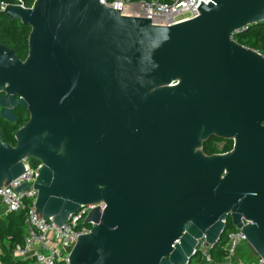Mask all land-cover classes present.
Listing matches in <instances>:
<instances>
[{
  "label": "water",
  "instance_id": "1",
  "mask_svg": "<svg viewBox=\"0 0 264 264\" xmlns=\"http://www.w3.org/2000/svg\"><path fill=\"white\" fill-rule=\"evenodd\" d=\"M198 9L173 26L100 0L1 11L31 32L25 60L0 44V117L30 113L15 145L0 131V191L34 159L37 222L94 207L70 264H189L229 218L264 258V56L233 39L264 0ZM213 137L233 151L207 155Z\"/></svg>",
  "mask_w": 264,
  "mask_h": 264
},
{
  "label": "built area",
  "instance_id": "2",
  "mask_svg": "<svg viewBox=\"0 0 264 264\" xmlns=\"http://www.w3.org/2000/svg\"><path fill=\"white\" fill-rule=\"evenodd\" d=\"M21 2V0H18ZM103 5L120 11L124 16L145 18L157 26H173L199 16V7L202 3L209 5L212 0H100ZM12 4L0 3V11H5ZM25 7L23 4H17ZM25 175L13 181L4 190L0 191V214L5 217L11 213L25 212V236L23 244H18L11 249V254L16 260H26L30 264H70V253L67 248H73L78 241V236L89 234L92 223H83L89 212L94 207L82 208L69 221L59 228L54 222L42 220L37 222L36 201L38 190H34V182L38 175L40 165L31 167ZM23 184L29 190L17 191ZM3 215V216H2ZM243 223L246 221L243 219ZM227 226V221H225ZM10 240V239H9ZM246 245L251 250L246 235L240 229L229 231L227 234L226 250L228 264H264V258L257 256L254 261L245 263L238 258V249ZM212 247L205 237L199 241L196 254L202 252L206 262L211 261L209 251ZM0 246V256L2 254ZM1 264V260H0Z\"/></svg>",
  "mask_w": 264,
  "mask_h": 264
},
{
  "label": "trees",
  "instance_id": "3",
  "mask_svg": "<svg viewBox=\"0 0 264 264\" xmlns=\"http://www.w3.org/2000/svg\"><path fill=\"white\" fill-rule=\"evenodd\" d=\"M168 1V0H165ZM1 2H7L12 5L23 4L27 8H31L35 0H0ZM31 29L24 26L20 21L11 20L7 15L0 11V44L7 46L10 49L15 50L17 57L25 60L28 56L29 49V35ZM233 39L254 51L259 52L264 56V22L254 24L246 31H241L233 35ZM0 131L3 134V141L12 145L16 144L14 137V130L10 127H0ZM215 138V137H213ZM204 152L207 155L214 154V149L205 143ZM31 167L36 168L40 165L39 161H29ZM236 228L232 225V220H227V228L223 233L219 243L210 249L209 254L211 257L210 262H206L202 252H198L190 260L189 264H228L226 250L227 234L229 231H234ZM25 236V212L20 211L11 213L5 217L0 218V246L2 247V254L0 256L1 264H30L26 260H16L11 254V249L18 245L23 244ZM10 239V240H9ZM249 250H251L248 247ZM242 252V251H241ZM240 251L237 256L245 263H250L255 259L244 258ZM258 256V255H256Z\"/></svg>",
  "mask_w": 264,
  "mask_h": 264
},
{
  "label": "flooded vegetation",
  "instance_id": "4",
  "mask_svg": "<svg viewBox=\"0 0 264 264\" xmlns=\"http://www.w3.org/2000/svg\"><path fill=\"white\" fill-rule=\"evenodd\" d=\"M17 97V96H16ZM18 98V97H17ZM9 106H18L13 108V112L15 113L16 119L14 122L7 121L0 117V127H10V129L14 130V137L15 133L22 128L25 124H27L30 120V113L27 109H25L24 105L21 104H10ZM211 148L214 149V154H226L234 149L235 141L234 140H224L218 138H211L210 140L206 141ZM204 143V145H205ZM203 145V150H204ZM212 154V155H214Z\"/></svg>",
  "mask_w": 264,
  "mask_h": 264
},
{
  "label": "rangeland",
  "instance_id": "5",
  "mask_svg": "<svg viewBox=\"0 0 264 264\" xmlns=\"http://www.w3.org/2000/svg\"><path fill=\"white\" fill-rule=\"evenodd\" d=\"M0 214H2V211H0ZM3 216V215H2ZM238 251H242L240 255H242L244 258H249V259H256L257 258V254L256 252L252 249V250H249L248 247L246 245H242Z\"/></svg>",
  "mask_w": 264,
  "mask_h": 264
}]
</instances>
